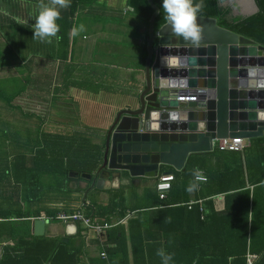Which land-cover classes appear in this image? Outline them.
<instances>
[{"label":"crops","instance_id":"crops-1","mask_svg":"<svg viewBox=\"0 0 264 264\" xmlns=\"http://www.w3.org/2000/svg\"><path fill=\"white\" fill-rule=\"evenodd\" d=\"M27 1L24 0V2ZM124 1L122 16L118 15L117 6L102 2V0H100V5L80 9L74 17H68L65 12L64 17L58 21L60 23L62 19L63 22L71 21L70 28L64 27V29L60 25L58 39L53 38L51 44L33 39L32 27L27 24L28 44L33 42L39 44L29 46L31 54L28 55L25 62L28 65L29 80L33 79L28 91L29 89L38 90L42 95L43 86H36L35 82L43 75L44 81L47 82L48 98L43 95L42 98L43 101H47L44 103H47L45 105H48V111L42 116V125L36 128L33 133L28 131L18 134L11 131L13 137L10 146L5 150L9 152L6 160L12 165L19 159L16 157L20 153H25L28 161L27 167L30 168V158L36 154L37 146L35 144H37V139L41 138L40 134L58 132L51 128L52 124L60 125L59 135L75 137V143L71 144L75 153L80 147L82 149V142H78V140L83 137L90 139L92 144L101 146L102 156L99 166L102 164L104 141L109 122L119 110L138 96L145 83L146 59H142L141 48L147 45L146 30L142 26L141 20H137L138 18L130 14L132 9L127 6V0ZM44 2L47 3L48 0H44ZM29 3L31 7L28 8L27 14L34 24L40 10V0H29ZM0 5H2L1 1ZM9 18L8 15L5 17L0 12V36L2 33L4 35L3 22H9ZM10 19L14 20L13 22L17 21L13 17ZM81 24L85 26L86 30L73 36V28H78ZM131 28L134 29L133 32H131ZM116 31L121 32L120 37H114L115 33L112 32ZM126 36L129 38L126 39ZM38 52L41 53L40 56L36 55ZM0 57L2 58V56ZM42 64L43 70L40 69L37 72L36 68ZM41 71L42 73H40ZM52 110L61 114L59 121L53 120ZM30 115L37 118L34 113ZM1 124L2 121H0V126ZM21 138L26 139L23 145L20 143ZM30 142H33L31 146ZM246 143L247 146L243 152L213 151L215 153L209 157L210 171L214 176H220L227 170L243 169L246 182L253 189L252 186L264 178V133L261 137L246 140ZM185 168L183 171H176L171 167H163L155 178H128L122 183L108 181V189L91 191L86 203L83 201L84 193L90 187V182L82 177H79L81 180L75 178L76 180L69 186L73 190L72 198L74 200L69 209L66 207L68 210L63 209L67 197L65 199L58 198L59 200L56 201L47 196L46 183L50 181V178L44 174L42 190L37 188L38 191L34 192L35 196L41 195V197L30 205L29 210L31 213L41 211L42 215L37 219H45L46 212L56 208L55 206L59 204L64 213L80 211L95 224L111 223L115 225L114 228L102 234L96 233L81 223L47 222L44 237L54 243L61 239L66 244L69 243L70 251L78 259V264H111L108 251L113 248H119L116 257L118 264H145L149 262L150 258H153L151 254L153 249L156 251L164 249L165 251L166 242L164 240L168 234L167 230L180 233L178 230L185 224V218H189L185 211H179L183 209L182 207L186 206L191 210L192 207L198 206L202 219H204L206 210L204 204L210 199L213 201L216 211L225 209V195L201 198L203 186L206 182L208 183V172L207 181L196 182L198 187L191 192L188 191V187L193 183L192 181L186 182L182 176L176 178L173 183L178 189L174 190L172 195L169 192L164 200L166 202L169 200L174 204L170 206L158 204L157 195L159 192L156 185L159 176L169 171H173V174L184 172ZM2 169L0 165V189L9 185L7 180L4 182L5 175L2 173ZM10 180H12V184L15 183L14 177H11ZM185 182L186 184H184ZM11 187V193H7L6 196H11L16 201L14 207L18 209L22 202L20 198L22 191L14 184ZM3 200L4 196L0 193V202ZM175 208H177L176 211L171 210ZM168 210L171 212H167ZM162 211L165 214H159ZM89 212H91L90 216ZM122 213L123 216H121ZM137 214L139 217L136 216ZM19 232L23 235L32 233L35 236L33 222L31 221V226H29L25 223L20 224V221L14 217L7 223L0 218V258L7 254H13L12 251L18 249L17 240L13 238ZM137 249H140L138 259L136 258ZM103 253H107L108 257L107 255L103 256Z\"/></svg>","mask_w":264,"mask_h":264},{"label":"water","instance_id":"water-1","mask_svg":"<svg viewBox=\"0 0 264 264\" xmlns=\"http://www.w3.org/2000/svg\"><path fill=\"white\" fill-rule=\"evenodd\" d=\"M148 1L154 13L145 83L109 122L95 173H70L90 182L84 203L91 191L108 189V181L155 178L163 167L183 171L190 155L213 152L220 139L251 140L264 133V47L204 16H198V46L173 34L168 24L156 33L160 8ZM231 2L239 8L236 16L260 11L256 0ZM191 95L199 100H180ZM46 226L45 219H35V236H44Z\"/></svg>","mask_w":264,"mask_h":264},{"label":"trees","instance_id":"trees-1","mask_svg":"<svg viewBox=\"0 0 264 264\" xmlns=\"http://www.w3.org/2000/svg\"><path fill=\"white\" fill-rule=\"evenodd\" d=\"M231 1L233 0H202L204 7L198 16L215 18L220 27L264 47V0H256L260 11L251 17L234 15ZM154 3L160 8V14L155 21V32L157 33L167 23L163 19L162 0H154ZM193 3H201V0H193ZM97 5H100V0H71L70 7L60 10L61 18L64 17L65 12H67L68 17H74L80 9ZM127 6L132 9L130 14L141 20L142 26L146 30V40H148L150 19L154 13L149 1L127 0ZM57 22L62 28H70L69 23L71 21L63 22L62 19L61 23ZM141 49L142 59L145 60L147 56L146 45ZM23 73L27 74L26 69L23 70ZM32 82L33 79L30 78L29 80L28 75V78L26 76L21 80V85L17 89L15 80L5 79L3 85L0 86V101L13 110H20L21 106L14 104V101L28 91ZM35 83L36 86H42L41 78H37ZM12 137L11 130L1 131L0 129V165L3 168L2 173L5 175L4 182L7 180L9 184L4 189H0V193L4 196V200L0 202V218L6 223L14 217L20 221V224L25 223L31 226V221L33 222V219L42 215L41 211L31 213L29 209L30 205L41 197V195L35 196L34 192L38 191L37 188L42 190L44 174L50 178V181L46 183V189L50 193H61L62 191L68 194L65 196L67 197L65 201H67L66 207L69 209L74 200L72 198L73 190L69 186L71 182L76 180L70 176V173H95L101 162L102 147L92 144L90 139L83 137L78 140V142H82V149L80 147L75 153L71 147V144L75 143L74 136L40 134L41 138L37 139V144H35L37 146L36 154L30 158V168L27 167L28 161L25 153H20L16 157L19 159L12 165L6 160L9 152L5 150L10 146ZM25 141L26 139L21 138L20 143L23 145ZM214 151L216 152L218 149L216 148ZM215 152L190 155L185 171L175 172L174 176L175 179L182 176L186 182L192 181L194 183V170H204L206 175L208 172V183L206 182L203 186L201 198L225 195V209L216 211L213 201L210 199L204 204L206 210L204 219H202L198 206L192 207L191 210L186 206L182 207L183 209L179 211H185L189 218H185V224L178 230L180 233L167 230L168 234L164 240L166 242L164 245L165 252L172 254V260L169 264H246V256L249 252L259 256L257 264H264V178L253 185L252 189L246 182L243 169H231L221 173L220 176H214L210 171L209 157ZM11 177L15 179L13 184L16 188L22 191L20 193L22 202H20L21 206L19 205L18 209L14 207L16 201L11 196H6L12 190ZM78 179L81 180V178ZM174 184H172L169 193L171 195L174 190L178 189ZM209 188L213 189L210 190ZM53 199L57 201L58 198ZM157 199L160 206L174 204L169 200L167 202L160 201L159 194ZM171 210L176 211L177 208ZM171 210L167 212H171ZM59 213L60 211L56 208H52L46 212L45 218L57 217ZM73 213L75 212L71 211L65 214ZM159 214L165 213L162 211ZM88 215L90 216L91 212ZM136 216L139 217V214ZM13 239L17 240L18 249L12 251L13 254H7L0 258V264H78V259L70 251L69 243L66 244L62 239L54 243L44 236L36 237L32 233L23 235L21 232ZM118 250L119 248H113L108 251L111 264H118L116 258ZM139 250H136L137 259ZM151 254L153 258H150L149 262L145 264H162V259L157 255L155 249Z\"/></svg>","mask_w":264,"mask_h":264},{"label":"rangeland","instance_id":"rangeland-1","mask_svg":"<svg viewBox=\"0 0 264 264\" xmlns=\"http://www.w3.org/2000/svg\"><path fill=\"white\" fill-rule=\"evenodd\" d=\"M2 2V5H0V12L3 13V16L7 17V15L10 18H15L17 21L13 22L12 19H8L9 22L4 21V35L0 36V86L3 85V82L5 79L9 80H15L16 88H19V85H21V80L23 78H28V74L23 73V70L26 69V72H28V65L25 66V60L28 59V55L31 54V50H29V46L32 45H39L36 43H30L28 44V30H27V24H30V27L33 26V23L31 19L28 17V8H30L31 5L29 3V0L27 2H24V0H0ZM102 2L111 3L114 4L118 11V15L122 16L124 11V0H102ZM7 19V18H6ZM5 19V20H6ZM139 20V19H137ZM135 21V20H134ZM133 22V21H132ZM10 23V24H8ZM134 29L131 28V32H133ZM31 31L32 28H31ZM14 33V34H12ZM110 33V31H109ZM115 33L114 37H120L121 32H112ZM129 36V35H127ZM126 36V39L129 37ZM31 37V36H30ZM33 37V36H32ZM19 39V41H18ZM36 41V40H32ZM39 51V49H37ZM37 56H40L41 53H36ZM43 70V64L36 68L37 72L38 70ZM30 71V70H29ZM42 73V71L40 72ZM41 75V74H40ZM41 80L43 82V97L48 98V90L46 89V83L45 77L41 75ZM39 84V81H37ZM39 86V87H42ZM42 95L39 93L38 90H31L27 91L22 97L18 98L14 101L15 104H19L21 106L20 110H13L9 107H7L3 102L0 101V121H2V124L0 126L1 131L3 130H13L18 134L27 133L30 131L33 133L36 128L42 125V116H44L48 111V105H45L47 101H43ZM45 99V98H44ZM33 101V102H32ZM56 107V106H55ZM57 108V107H56ZM56 110H52L51 114L53 115V120L59 121L60 115L59 112H55ZM37 118L33 117L30 114H33ZM40 116L41 118H39ZM89 119V118H88ZM4 121V122H3ZM93 125V124H91ZM60 125H51V128H53L55 132L54 134H60ZM60 129V130H59ZM31 146V143H30ZM46 194L49 197L52 198H66L65 196L68 195L66 192L63 193H57L53 192L50 194L48 189H46ZM56 209L60 211L59 214L64 213L63 209H67L66 205L62 209L59 204H57Z\"/></svg>","mask_w":264,"mask_h":264},{"label":"clouds","instance_id":"clouds-1","mask_svg":"<svg viewBox=\"0 0 264 264\" xmlns=\"http://www.w3.org/2000/svg\"><path fill=\"white\" fill-rule=\"evenodd\" d=\"M71 6V0H40L39 13L35 18V23L32 26L33 39L51 44L53 38L58 39L60 25L57 21L61 18V9ZM201 3H193V0H162L163 19L171 27V31L178 37L192 41L193 44H199L202 39V28L198 24V13L203 9ZM85 26L81 24L78 28L74 27L72 35L76 36L84 32ZM184 98L183 101H189ZM193 100V99H192ZM195 182L188 187V191H194L198 187V183L204 180L199 169L193 171ZM157 255L161 257L162 264H169L172 260V254H168L164 249H159Z\"/></svg>","mask_w":264,"mask_h":264},{"label":"built area","instance_id":"built-area-1","mask_svg":"<svg viewBox=\"0 0 264 264\" xmlns=\"http://www.w3.org/2000/svg\"><path fill=\"white\" fill-rule=\"evenodd\" d=\"M189 98L196 100V97L191 95ZM180 100H184L180 99ZM189 100V99H187ZM247 143L246 140L242 138H226V139H220L215 144L214 147L217 148L221 152H243L246 148ZM201 174L204 177V180L201 181V183H204L207 181V176L204 171H201ZM175 180L174 174H164L162 175L156 185L157 191L159 192L160 200H165L167 198V194L172 189V184ZM46 222H53V221H61V222H74V223H81L85 227L90 228L94 230L96 233H102L105 234L106 231L112 229L115 227L113 224H95L93 221H91L89 218L85 216L83 212H75L73 214H59L57 217H48L45 218ZM103 256H106V253L102 254ZM259 260V256L256 254H251L250 252L246 256V264H257Z\"/></svg>","mask_w":264,"mask_h":264},{"label":"flooded vegetation","instance_id":"flooded-vegetation-1","mask_svg":"<svg viewBox=\"0 0 264 264\" xmlns=\"http://www.w3.org/2000/svg\"><path fill=\"white\" fill-rule=\"evenodd\" d=\"M230 4H231V5L233 6V8H234V9H233L234 15H236V11L239 10L238 6H237V5L234 6V4H233L232 2H230Z\"/></svg>","mask_w":264,"mask_h":264}]
</instances>
